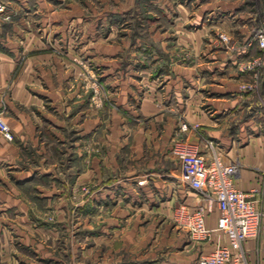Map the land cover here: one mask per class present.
Masks as SVG:
<instances>
[{
	"label": "crops",
	"instance_id": "1",
	"mask_svg": "<svg viewBox=\"0 0 264 264\" xmlns=\"http://www.w3.org/2000/svg\"><path fill=\"white\" fill-rule=\"evenodd\" d=\"M257 7L260 9V16L264 18V0H203L196 7H192L190 12L189 9L180 6L176 11L179 16L174 23V30L178 33L177 41L179 38L177 47L181 46L184 38L185 46L196 52L204 49L205 59L199 60L194 67L170 63L172 73L167 76L165 74L162 79L167 80L165 89L157 95L152 94L144 98L141 111L147 117L156 116L158 122H166L162 125L165 133L157 138L156 144L160 141L165 144L169 140L180 114L189 121L200 124L205 136L219 144L225 162L239 158L241 167L235 176L234 185L243 191L256 192L258 206L263 207L264 82L255 101L251 95L240 93L238 83L243 77L236 70V63L251 47H257L255 37L257 19L252 10ZM182 12L196 19L208 17L211 22L204 24L199 20L193 23L195 30L190 31L186 28L182 30L179 20L182 18ZM220 29L235 37L241 51L231 54L218 46L211 37L207 42L203 41L204 36L209 34L211 36V33L214 34ZM22 32L25 33L24 36ZM36 34L35 30L28 27L6 28L5 23H0V100H4L8 106L5 120L15 137L10 142L0 136V175H3V179L0 176V194L4 198L7 191L15 190V184L12 186L9 180H5L6 178H13V183L23 188L31 186L42 174L45 176L53 174L49 171L39 172L37 167L19 166L23 162L22 157H25L22 151H26L28 146L39 153L43 142L38 128L45 121L51 123L57 130L66 129L64 115L67 116L71 103L74 106L79 102L72 99L78 96V91L64 88L69 73L60 69V59L53 53L54 50L45 53L42 49L45 43L39 42ZM96 34L99 33L93 35ZM167 39L169 35L163 34L158 37L157 44L162 51L167 47ZM67 44L65 47L67 63L84 55V45L82 49H72L71 43ZM92 47L94 50L92 56L100 60L103 54L102 43L97 41L88 44L86 49ZM107 48L110 52L106 55L114 59V53L117 51H113L112 45L104 47ZM157 60L165 62V58ZM131 62H134L133 57L131 61H126L124 75L125 83H130L133 88L134 70ZM46 64H53L57 70L55 68L51 72L45 69L43 66ZM106 75V80H111L114 76L113 73ZM183 82L188 85L187 89H182ZM129 93L130 91L126 92L127 97L133 98V94ZM86 111V109L74 111L76 113L72 118V122L81 124L84 132L86 129H96L101 123L99 109L94 108L93 113H90L92 116ZM186 139L197 145L199 151L208 157L202 140L192 134ZM133 158L137 168L133 166L128 168L125 175L120 178L116 163L119 159L114 157L110 161L108 183L94 190L93 202L80 203L79 208L83 214L78 219V235L74 237L68 234L67 243L63 244L59 251L54 249L53 244L47 243L49 239L52 243L56 241L54 232L48 234L44 229L34 228L31 218H20L19 223L24 227V231L20 229L17 233L20 249H15L14 252L1 250L0 262L197 264L200 256L211 253L219 245L227 244L226 235L216 230L219 217L216 205L205 218L206 227L211 230L209 239H193L186 229L175 222L173 217L177 209L184 206L188 211L194 210L200 199L194 191L179 182L181 169L174 157ZM169 158L176 163L171 164ZM141 161L143 164L140 166ZM91 162L92 165L88 169L83 168V172L78 174L79 183L86 178L100 180L103 177V169L105 170L107 166L104 165L103 168L96 157H92ZM9 173L12 174L11 177ZM2 188L5 190H1ZM15 205L20 212L28 208L27 203L21 201ZM32 231L42 240L35 241ZM26 248L28 254L25 252ZM243 249L247 259L252 263L264 264V235L248 238Z\"/></svg>",
	"mask_w": 264,
	"mask_h": 264
},
{
	"label": "rangeland",
	"instance_id": "2",
	"mask_svg": "<svg viewBox=\"0 0 264 264\" xmlns=\"http://www.w3.org/2000/svg\"><path fill=\"white\" fill-rule=\"evenodd\" d=\"M196 1H0L2 7L0 23H5L6 28L18 26L21 29L28 27L35 30L39 42L45 43L42 48L45 53L54 50L53 53L60 59V69L69 73L64 83L65 90L78 91L77 97H79V99L72 98L79 102L74 106L71 103L67 116L64 115L66 129L57 130L51 123L45 121L38 128L43 142L41 148L39 147L40 154L35 152L36 149L28 146L26 151H22L25 157H22L23 162L19 166L37 167L39 172L49 171L53 174L47 176L42 174L31 186L27 185L23 188L13 183V178L5 177L12 186L15 184V190L7 191L4 194L5 198L0 194V251L14 252L15 249H20L17 233L20 229L24 231V227L19 223L20 218H31L34 228L44 229L48 234L54 232L56 241L52 243L49 239L47 243L53 244L55 250L59 251V248L67 243L68 234L76 237L78 219L83 214L79 205L82 202H93L94 190L108 183L110 179L108 165L114 157L119 159L116 163L120 178L125 175L128 168L132 166L137 168L133 157H172L170 142L179 133L183 123L188 125L185 132H180L183 138H188V135L192 134L200 140L210 139L205 136L200 124L191 122L180 114L177 116L176 127L172 128L173 134L171 133L169 140L165 144L161 141L156 144L157 138L165 133L162 125L166 122H158L156 116L147 117L141 111L144 98L152 94L157 95L165 89L167 80L162 79L165 74L167 76L172 73L170 63L176 62L183 67H194L199 60L205 59V50L196 52L191 47L185 46L184 38L181 46L177 47L179 38L177 41L178 33L174 30L175 20L179 16L177 9L181 6L189 9L190 12L192 7H196L203 0ZM252 10L257 19L255 25L257 31L264 32V18L260 16V9L257 7ZM182 14V18L179 19L182 30L185 28L190 31L195 30L193 23L199 20L204 24L211 22V19L205 16L196 19L190 14L184 15V12ZM94 33L99 34L93 35ZM220 33L228 37V42L220 40ZM163 34L169 35L164 51L159 49L157 44L158 37ZM209 37L231 54L241 51L235 37L227 31L217 30L214 34L211 33V36L210 34L204 36L203 41L207 42ZM97 41L102 43L103 54L100 60L92 56L93 47L86 49L88 44ZM67 42L71 43L72 49H80L84 45V55L67 63L65 60L68 57L65 48L68 46ZM109 44L112 45L113 51H117L114 53V59L106 55L110 50L104 47H109ZM131 57L134 58V62H131L134 70L133 88L130 83H125L124 75L126 61H131ZM159 58H165V62H157ZM43 67L51 72L56 68L53 64H46ZM236 70L243 77L238 83L240 93L251 95L256 101L264 82V48H260L258 43L257 47H251L236 63ZM106 73L114 74L111 80H106ZM186 85L182 83L183 90L187 89L188 85ZM127 91H130L129 95L133 94V98L127 97ZM94 108L99 109L101 117V123L96 129H86L87 131L84 132L80 127L81 124L72 122L73 115L78 110L86 109L89 115L93 113ZM0 112L5 119L8 106L4 100H0ZM153 134L155 136H152ZM214 142L217 143L215 140ZM92 157H96L103 168L104 165L107 166L105 170L103 169V177L100 180L86 178L79 183L78 174L83 172V168L88 169L92 165ZM169 161L173 165L176 163L170 158ZM236 161L241 167L239 158ZM144 162L146 164V161ZM139 164L141 166L143 161ZM9 175L11 177L12 174ZM0 176L3 179V175ZM19 201L27 203L28 208L20 212L16 205L14 206ZM26 231L28 234V229ZM32 234L35 241L42 240L33 231ZM27 250L28 248L25 252L28 254Z\"/></svg>",
	"mask_w": 264,
	"mask_h": 264
},
{
	"label": "built area",
	"instance_id": "3",
	"mask_svg": "<svg viewBox=\"0 0 264 264\" xmlns=\"http://www.w3.org/2000/svg\"><path fill=\"white\" fill-rule=\"evenodd\" d=\"M219 38L228 42V37L222 33ZM256 40L258 46L264 48L262 30L257 31ZM187 129L188 125L183 123L172 140L171 155L181 169L179 182L194 191L200 202L191 211L184 206L177 209L174 214L175 222L186 229L193 239H209L211 230L206 227L205 218L216 205L219 210L216 230L226 235L227 244L219 245L211 253L200 256L197 264H254L247 259L243 245L252 236L264 235V206H258L256 192L235 187L234 179L240 168L239 162H225L220 147L213 139L202 140L208 155L206 157L197 145L181 136L180 132ZM0 136L7 141L14 139L1 112Z\"/></svg>",
	"mask_w": 264,
	"mask_h": 264
}]
</instances>
